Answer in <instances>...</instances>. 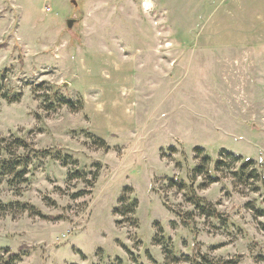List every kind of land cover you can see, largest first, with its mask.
<instances>
[{"label":"rangeland","instance_id":"1","mask_svg":"<svg viewBox=\"0 0 264 264\" xmlns=\"http://www.w3.org/2000/svg\"><path fill=\"white\" fill-rule=\"evenodd\" d=\"M2 73L0 257L264 264V0H0Z\"/></svg>","mask_w":264,"mask_h":264},{"label":"trees","instance_id":"2","mask_svg":"<svg viewBox=\"0 0 264 264\" xmlns=\"http://www.w3.org/2000/svg\"><path fill=\"white\" fill-rule=\"evenodd\" d=\"M6 74V71H4ZM6 79V76L2 74H0V81L3 82ZM0 82V84H1ZM4 85H0V92L1 90H3ZM20 95L18 94H12L11 92H4L3 94H1L0 98H2L3 100H5L8 103H15L17 102V100L19 99ZM61 103L69 106L70 108H73V104L72 102L69 101H65V100H61ZM5 140L1 139L0 140V156L3 154H9L10 158H6V159H0V175L1 176H10L12 177V183H20L22 182V178L23 176L26 174V169L28 167V157L27 158H23V157H13V154H11L10 152V147L12 144L9 145V147H4L1 144L4 142ZM13 146H16V148H20L21 146H23L19 141L15 140L13 143ZM25 147V146H23ZM195 153L198 155L202 154V150L200 149H196ZM13 157V158H11ZM224 157V158H223ZM222 157V159L217 160L214 164L215 166V171L219 172V170H221L223 167H225L226 163L224 162V159H228L229 161H231V163H237L240 160V157H235L232 154H226ZM211 160L208 157L203 156L200 159V162L198 163V165L193 169V178L196 177H205L207 179V184H211L213 182L216 181V177L213 176L212 174L207 172V168L210 164ZM252 162L247 161L246 163L242 164L240 166V172L239 174H236L237 179H248V180H257V176L255 175V172L252 171L250 172L248 175L244 174V170H246V168L251 165ZM172 185H176L179 189H184L185 186L182 183H178L175 181H170ZM188 201L194 206V208L202 215L204 216H208V217H212V218H220V215L217 214V212L215 211V209L208 203L204 202L202 199L195 197L194 195L189 196ZM136 202L133 201L130 203L129 207H133L135 206ZM124 207L121 208L120 213L121 215H125L126 212H123ZM130 213V212H128ZM259 216H262L263 213L258 212ZM19 259V255L18 254H9L6 257L2 256L0 257V264H16L17 261ZM173 261L177 262L179 261L178 259L173 257ZM191 264H234L233 262H227V263H219V262H214L210 259H208L206 256H201L198 260H192L190 262Z\"/></svg>","mask_w":264,"mask_h":264},{"label":"water","instance_id":"3","mask_svg":"<svg viewBox=\"0 0 264 264\" xmlns=\"http://www.w3.org/2000/svg\"><path fill=\"white\" fill-rule=\"evenodd\" d=\"M72 24V21H67V26L70 28Z\"/></svg>","mask_w":264,"mask_h":264},{"label":"crops","instance_id":"4","mask_svg":"<svg viewBox=\"0 0 264 264\" xmlns=\"http://www.w3.org/2000/svg\"><path fill=\"white\" fill-rule=\"evenodd\" d=\"M149 4H150V6H151V2H149ZM149 4H148V5H149ZM148 7H149V6H148Z\"/></svg>","mask_w":264,"mask_h":264},{"label":"built area","instance_id":"5","mask_svg":"<svg viewBox=\"0 0 264 264\" xmlns=\"http://www.w3.org/2000/svg\"><path fill=\"white\" fill-rule=\"evenodd\" d=\"M46 1H48V0H46Z\"/></svg>","mask_w":264,"mask_h":264}]
</instances>
